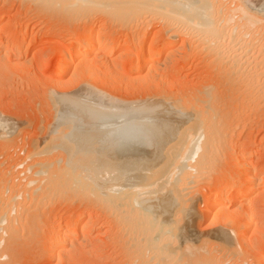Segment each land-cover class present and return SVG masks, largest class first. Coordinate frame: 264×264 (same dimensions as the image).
Here are the masks:
<instances>
[{"label": "rangeland", "instance_id": "rangeland-1", "mask_svg": "<svg viewBox=\"0 0 264 264\" xmlns=\"http://www.w3.org/2000/svg\"><path fill=\"white\" fill-rule=\"evenodd\" d=\"M80 1L0 0V44L4 45L3 50L0 51V206H3L7 211L13 213L11 214L10 212L11 215H7L9 222L5 224V230L0 238V243L3 241V244H1L0 247V264H151V262L153 264L155 261V258L150 256L151 254L155 256V253L153 254L151 252L150 254L148 250L144 251L143 248L145 244L141 245L144 239L140 236H142L143 233H148L147 230L151 229L150 227L152 226L149 223L152 220H148V218H153L151 216L152 213L147 211L150 214L148 217L149 214L146 212L145 207H142V205H145L144 203H146V201L143 203H140L139 201L141 200L142 202L144 199L142 196L139 197L143 199L138 198V195H141V192L138 193V195L136 193L137 196H135V189H133V193L131 186L134 183L130 186L128 184L130 182L123 185L122 181L121 184H118L117 182V184L115 183V185H125V189L123 190H126V193L120 188L122 192H124H121L122 197L125 195L128 197L130 194V197L135 196L140 203V206H138L135 202V198H131L130 200V197H128L129 201H127V197H123L124 200L122 197H117L118 199L120 198L119 200H123H121V202L115 198L114 196L118 189L117 191L115 190L116 192H113L115 194H113L114 196L111 194L112 197H114L112 200L110 198V191L107 192L108 187L106 190L105 186L102 187L105 184L102 178H106V183L108 181V174H106L105 171L111 173L109 176L111 175L112 177L113 174L118 170L123 169L122 167L125 166L121 159H118V161L115 160V158L120 157H117L116 155L115 157L114 155L112 156L113 151L110 144L114 145L115 142L119 143V140L121 139L125 141L129 137L132 139V137L129 136L131 134L124 131L127 127L123 126L124 123H114L117 124L114 125L113 123L108 122H96L102 112V108L100 109L101 112L97 110L95 111V114L97 112L99 113L97 119L96 117L91 119L89 116H92L94 113L93 109V112L89 109L87 110L92 112L91 114H88L89 118L92 121L96 119L94 122L97 124L91 122V124L87 123V125L85 122L86 119L83 120V118H81V113L79 114L81 119L78 115L73 118V114H71L72 112L66 113L68 110H66L65 107L68 105L70 106V104L72 106L83 108V111L84 109L86 110V108L80 106L84 104L79 103L78 105V102L76 101V97L84 92V95L88 93V95L98 97V99L102 96L100 99L104 102L106 101L109 106L115 105L129 108L133 106V108H140L141 106L142 108L140 109H144V107L147 109V106H151L152 108V105L158 106L159 104H163L162 107L166 108L165 110H168V107L172 104V106L175 105L174 109H184V111L182 110L181 112L188 110L189 112L187 111V114L185 112V115L189 116V118L193 116L192 121L200 120L196 119L197 116L194 117L195 114L192 115V111L200 117H205L206 119L203 118V120L205 119L206 128H204V126L202 130H208V134L210 133V137H212L210 139L211 143H208V138H205L206 130L204 132L202 130L200 131L205 133L203 139L206 140L205 142L202 141V143L207 149H205V151H209L207 153L203 151L202 154L205 153L204 155L206 157L204 156L201 159L196 157L197 159H194L195 163L191 162V160L188 162H191V165L196 167V169L192 168L194 175L192 174V176L190 174L192 177L189 182L190 186H188L189 184L187 183L189 181L188 179L191 178L190 175L188 174L189 176H186L188 179L182 177L187 175L183 172L184 175H179L181 176L180 178H182V182H179L182 184L181 186L184 185V188H182V194L184 195L182 197H185L183 201L181 196H179V193L181 192L177 191L178 196L180 197L179 199L183 201L180 208H178L180 211L176 209L179 206V203L177 204L179 200L176 191H174L180 187V184L178 185V182H175L174 184H176L177 187L174 189L172 186V182L175 181L174 179L176 177L173 179L174 181H171L172 185H170V187H172V191L170 190V192L168 190L170 189L169 187L166 189L167 191L164 192L165 194H169L168 191L170 194L173 192L175 193H173L174 196L171 194V197L173 196L174 199L170 198V201L173 200L172 202H176L177 200L176 205L174 203L171 204L172 206L175 205V208H172L173 211L170 207L171 202L167 201L169 205L166 203L161 204V208L159 207V204H157L156 198L161 197L163 191L161 192L162 195L157 193V196H155L156 192L154 193V191H152L155 197L153 198L151 197L152 195H149L150 197L148 199L151 198L150 200H152V204L149 200L146 205L149 203L148 206L150 207V205L154 204L155 207L152 208V211L159 207L161 209L160 211L155 210V213L153 212V214L156 215H161V213L163 214L165 211L163 214L164 217L161 218L159 215L157 216L158 218L160 217L159 223L160 220H169L170 216L173 215L172 217L174 218L171 217L170 219L172 220L169 221L174 220L175 223L169 228L171 229L174 226L176 229L179 228L177 229L178 231L175 230L177 232V238H181L184 234L190 236L191 234L189 233L192 231L194 232V234L192 232V236L189 237L190 240L192 239L191 242L194 247L189 250L186 255H183L182 261L184 262L182 263L264 264L263 260L258 261V259H256L257 253L253 255V251L256 250L260 256L264 255V194H262V191L256 189L249 195L250 198H248V201L250 200L249 203L252 204L250 212H248L250 213V216L256 215L254 221L250 220L248 222L250 223L252 221L250 223L251 227L256 223L259 225V229H257L255 233L257 236H254L252 242L246 235H244V237H239L238 232H236L237 228L235 223L232 224V222L227 221V213L229 215L231 212L239 211V208H242V203H238L233 197H231L234 194V189L231 193L230 201L227 200V203H224V206L227 208L224 212L226 215L224 216V221L226 223L222 221L220 224H213L210 212H208L210 207L206 205L209 194L212 193V189L215 188V182H217L218 179H224L223 181L228 183L230 178L236 176L237 169L234 165L240 163L242 160L240 155L242 149L243 151H248L251 149L254 150L255 148V150L259 152L258 153L254 150L256 152L254 154L256 167L257 169L264 167V26L258 25V27L256 26L254 29L250 28L251 30L249 32L247 27L242 26L243 29H241L242 27H239L242 24L236 25L239 18L235 16L232 11L235 12L234 6L236 7L240 0H237L238 2H235V0H233L234 2L232 0H217L218 4L216 3V0H214L216 3L213 2L214 5H211L212 2H210L213 0H206L209 2L208 4H210V7H218L216 8L218 10L214 9V12L216 10V12H220V15L217 14L218 16H216V13H212L215 15V17L213 16L216 20V23L214 22V24L217 26H214L218 27L216 28L217 32L215 33L214 31L215 27L212 29L214 32L211 31L209 34L202 29L203 35L201 34L202 30L199 31L198 29L191 27H188L191 28V30L187 29L186 25L177 18L174 19V16L172 21L171 17L173 14H170V10L175 8L174 5L177 6L176 3L180 4L186 0H182V2L181 0ZM153 2L159 4H153ZM240 2L252 5L251 7L253 8L257 7V10H260L261 8H263L261 9L262 11L264 10V0H242ZM169 5L172 9H165L169 7ZM161 9L164 10V13ZM166 10H169L167 13H169L170 17L166 14ZM258 13L260 14V12ZM217 22H219L218 24L220 27ZM230 22H232V24ZM228 23L231 25H229L230 27L226 25ZM232 25H236V27L233 28ZM222 26L227 27L223 30ZM244 27L246 29H244ZM218 29H221L219 33ZM233 29L234 31H232ZM197 30L200 33L197 32ZM258 30L260 31L258 32ZM242 35L243 38L245 36L244 39H241ZM103 36L107 39L109 44L108 47L110 48H112V46H117L120 41H125L124 43H127L128 41V46L124 48L119 47L116 55H110L109 52L101 47L97 51L100 52H96V55L95 53H90L91 55H88V64L78 65V62L75 60L76 62L73 61L69 71L62 74L61 63L68 57L67 55H69V50L73 46L72 44L81 41L86 42L92 39L93 42H96ZM161 47L165 48H162L163 51L161 50L160 58L152 62L151 66L146 67L144 64L142 65V63H144L143 57H141L142 63L139 64V53H143L146 50L148 55L150 53L156 54V49ZM246 52L249 56H247V54L244 55ZM239 55L241 57H239ZM247 57L250 58L247 59ZM241 58L244 60H241ZM150 67L151 70H153L148 73ZM94 74L97 75L96 79L93 78ZM66 96H69V101L72 100L68 104L65 102L64 97ZM70 97H72V99H70ZM66 101L69 102L68 100ZM59 102H62V105L63 102L66 103V106L65 104L63 105L65 106L64 109L66 111L64 116L66 114L69 115H66L67 118H65H70L69 120L71 121L70 116H72L74 122L78 123L77 120L75 121L78 117L81 122H79L80 124L78 123L79 126L74 124L73 120L68 122V120L65 119V121L63 119L64 116H62L63 118H61L65 122H68L67 125L70 123L66 127L64 126L66 125L64 121H58L56 116L55 118L53 117L58 111L54 112L58 109L55 106H59ZM183 103L185 105H183ZM62 105L60 106L63 107ZM90 105L92 104H85V106ZM176 105L178 106L177 108ZM76 107H74L75 110ZM171 107L170 109L172 110ZM158 108H160V106H158ZM60 109L61 108H59V110ZM174 109L173 111H170V114L175 116L176 113H180L182 116L181 119H179L180 115H177L179 116L178 119L182 120V123L188 122L189 118L187 121L186 118H182L187 117L183 115L184 113H181L180 110L175 112ZM115 110L122 109L114 108L113 111ZM171 112H175V115ZM58 113H60V111ZM73 113L75 112L73 111ZM76 113L79 112L76 111ZM76 113L74 115H76ZM84 113L85 111L82 114ZM101 114H103V112ZM94 116H97V114ZM82 117H84V115ZM89 118H87V120H89ZM82 121L85 122V125ZM61 122H64V125H61ZM71 123L74 125L72 126L75 130L74 128L72 129ZM192 123H190V125H192ZM200 123L202 122L200 121ZM188 124L189 122L186 123V126ZM196 125L199 126V124H195V126ZM203 125L204 124H202V126ZM78 128L82 130H79ZM118 128L120 129L118 130ZM121 128L123 129L121 130ZM135 137L136 136H133V138ZM105 143L108 144L106 145ZM76 147L79 149V152L75 149ZM73 148L75 150H73ZM148 149L151 150L150 147ZM233 150H235V153ZM71 151L73 153L75 151L74 155L77 152L76 157ZM236 152L240 153L237 154ZM107 153L109 155H107ZM200 154L201 152H199V155ZM69 155L72 158L74 156V161L77 160L76 158L79 156L80 158L78 157V160H82V166H84V164L87 166V171L89 170L88 166L95 168L94 170L96 172H93L94 170L90 168L93 173L88 171L89 173L94 174L97 173L98 170L100 171L99 173L101 175L99 178L103 176L101 179L104 184L102 181L101 183L98 182V179L95 183L98 182L100 185L103 184L101 188L100 186H93L95 183L91 181L92 178L88 176L89 173H86V169L81 171L85 168L81 167V163L80 167L77 164L81 170L77 167V171L75 168V171H73V167L71 166L76 165H70V161H72L71 163L75 162H73ZM110 159L112 162H110ZM116 161L120 166H116ZM92 163L95 165H92ZM142 164H148V167ZM142 164L140 162L138 163V166L133 165L135 166H132L133 168L125 166L126 168L124 167L123 172L119 171L120 175L121 173H124L125 169L128 172H126V174H130L129 172L131 169L137 170L136 172L138 174L135 172L133 173L135 176L143 175L144 172L142 174V171H138V169H140L139 165H141V167L144 166V168L141 169L145 171V167L147 169L150 168V162H143ZM113 165L116 166V172H113L112 174L110 171H113ZM192 169H189V171L193 172ZM102 172H105L106 176L104 173L102 174ZM184 172L187 171L184 170ZM222 172L225 176L221 174ZM118 174L119 173L117 172L115 176ZM226 175L228 176L226 177ZM92 180H94V178ZM261 184L264 186L263 182ZM80 185L83 187H80ZM109 185V187H112L114 183L112 184L111 182ZM94 187L97 189H93ZM98 187L104 189L100 190ZM129 187L131 188L129 189L130 192L127 191ZM107 193H109V195H107ZM118 193L119 192H117L116 196H120V193ZM142 195L144 196L143 193ZM147 197H145V199H147ZM189 199H191L190 202L192 199V202H195L190 205ZM198 200L199 202H197ZM181 201L179 202L181 203ZM8 205L10 206L8 207ZM12 207L13 209L11 210ZM141 207L143 212L141 211ZM193 207L195 208L193 209ZM175 209L177 210L176 215H174ZM149 211H151V208ZM182 211L185 213L182 214ZM248 212L244 213V211L241 210L240 214L239 212L237 214L240 218L246 214L249 216ZM156 215H153L155 217L154 223L156 222ZM191 215L194 218H190ZM75 219L80 220L77 221L78 224L80 223V236L71 237L72 240L70 238L67 243H65L66 246L64 245L65 247H63L64 255L60 258H51L54 246L52 247V238L49 236H52L55 231L54 227L57 226L56 228H58L60 225L71 226L73 222H76ZM90 221H94V225L96 226L87 230V232L90 231L89 233L84 232V228H86L85 225ZM151 224L154 226L152 228L155 230L161 229L158 227V223L153 224L151 222ZM174 228L171 230L172 232ZM189 229L190 232L188 231ZM155 230L153 232H156ZM220 230L225 232L223 234L229 233L230 238H233L231 244L232 246L235 245L233 247L230 245L229 248H227L228 250L222 247V241H219L220 239H214V237L219 236V234L218 236L215 235L216 231L219 233ZM83 233L88 234H86L88 239ZM5 234L6 236L4 237ZM196 234L198 236L201 234L202 237H198ZM149 235H151V233ZM194 235L200 240L195 239ZM203 236L208 240L205 239V241H202L201 239H203ZM207 236H214L212 239L217 241L213 240V242L210 238L212 243L208 246L209 243L207 244V242H210V239ZM3 237L5 239H3ZM142 237L144 238L146 236L144 235ZM147 239L145 238L146 241H148ZM73 241L74 243H71ZM139 242H141V244ZM215 242L218 243L216 244ZM219 242L221 243L219 244ZM254 246L256 248L255 250L253 249ZM147 248L149 247H145V249ZM201 249H204V252L203 250L201 251ZM217 250H220L219 253ZM145 252H147V254ZM229 253L233 255L234 259ZM49 254L50 257H48ZM145 255H148V258ZM221 255L225 256L222 257ZM150 257L154 261H152ZM149 260L151 261L149 262Z\"/></svg>", "mask_w": 264, "mask_h": 264}, {"label": "bare ground", "instance_id": "bare-ground-1", "mask_svg": "<svg viewBox=\"0 0 264 264\" xmlns=\"http://www.w3.org/2000/svg\"><path fill=\"white\" fill-rule=\"evenodd\" d=\"M76 1V0H75ZM80 1V0H79ZM87 1V0H86ZM89 1H91V0H89ZM88 1V2H89ZM149 1H152V0H149ZM156 1V0H155ZM206 0H192V1H190V0H186L185 2H183V3H176V5L177 6H175L174 5V9H172L171 7H170V5H169V7H167V8H165V9H172V10H170V14H173L172 15V21H173V16H174V19L175 18H177L178 20H180L184 25H186V28L187 29H190L191 30V28H194V29H198L199 31H201L202 29L204 30V31H207L208 33L207 34H209V33H211V31L212 32H214L215 31V33L217 32L216 31V28H218V27H215V26H217V25H215L214 24V22L216 23V20L214 19V17H215V15H213L212 13L214 12V9H216V8H218V7H213V9H212V7H210L209 5L210 4H208L209 2H205ZM208 1H210V0H208ZM219 1V0H218ZM233 1V0H232ZM240 1H242V0H240ZM239 1V3H237V6L235 7L234 6V8H235V12H233L232 11V13H234L235 14V16H237L238 18H239V20H238V23L236 24V25H240V24H242V25H240L239 27H242V26H245V27H247V29L249 30V32H250V30L251 29H254V28H256V26L258 27V25H263L264 26V16H263V12H264V10L262 11L261 9H263V8H261V6H260V10H257L256 8H253V7H251L252 5H249V4H245V3H243V2H240ZM78 2V1H77ZM81 2V1H80ZM83 2V1H82ZM159 2H162V1H159ZM178 2V1H177ZM181 2H182V0H181ZM210 2H212L211 3V5L213 4V2L215 3V1L213 0V1H210ZM234 2V1H233ZM235 2H238L237 0H235ZM84 3H86V2H84ZM152 3V2H151ZM216 3H217V0H216ZM215 3V4H216ZM221 3V2H220ZM77 4V3H76ZM90 4H92V3H90ZM150 4V3H149ZM153 4H159V3H154L153 2ZM163 4V3H162ZM218 4V3H217ZM234 4V3H233ZM81 5V4H80ZM165 5V4H164ZM214 5V4H213ZM249 5V6H248ZM68 6V5H67ZM216 6V5H215ZM219 6V5H218ZM140 7V6H139ZM144 7V6H143ZM153 7V6H152ZM155 7V6H154ZM162 7V6H161ZM160 8V7H159ZM164 8V7H163ZM139 9V8H138ZM143 9V8H142ZM220 9H221V7H220ZM147 10H148V6H147ZM155 10V9H154ZM158 10V9H157ZM161 10H163V9H161ZM216 10H218V9H216ZM216 10H215V12H214V14L216 13V16H218V15H220L219 13L220 12H216ZM222 10V9H221ZM167 11H169V10H166L165 12H166V14H168L169 15V13H167ZM220 11V10H219ZM158 12V11H157ZM161 12V11H160ZM223 12H225V11H223ZM258 12H260V14H261V12H262V14H261V16H260V14L258 13ZM156 13V12H155ZM159 13V12H158ZM162 13V12H161ZM163 13H164V10H163ZM226 13V12H225ZM218 14V15H217ZM223 14V13H222ZM230 14V13H229ZM163 15V14H162ZM225 15V14H224ZM214 16V17H213ZM222 16V15H221ZM230 16H232V15H230ZM158 17V16H157ZM169 17H170V15H169ZM231 18V17H230ZM233 18V17H232ZM217 19V18H216ZM219 19V18H218ZM226 19V18H225ZM234 20H235V18H234ZM179 21V22H180ZM223 21V20H222ZM221 22V21H220ZM224 22V21H223ZM232 22H234V21H232ZM232 22H230L231 24H232ZM236 22V21H235ZM174 23V22H173ZM219 22H217V24H218ZM181 24V23H180ZM221 24V23H220ZM224 24H225V22H224ZM215 25V26H214ZM222 25V24H221ZM226 25H230L229 23L228 24H226ZM236 25L234 26V25H232L233 26V28L234 27H236ZM102 26H104V25H102ZM180 26V25H179ZM218 26H219V24H218ZM231 26V25H230ZM229 26V27H230ZM108 27V26H107ZM182 27H184V26H182ZM188 27H191V28H188ZM214 27H215V29H214ZM220 27V26H219ZM223 27V30H224V28H226L225 26H222ZM221 27V28H222ZM244 27V29H246ZM181 28V27H180ZM238 28V27H237ZM251 28V29H250ZM212 29H214V31L212 30ZM231 29H232V27H231ZM236 29V28H235ZM239 29V28H238ZM241 29H243V27L241 28ZM261 29H263V28H261ZM170 30V29H169ZM197 30V32H199ZM203 30H202V32H201V34L203 33ZM221 30V29H220ZM219 29H218V33H219V31H220ZM222 30V31H223ZM195 31V30H194ZM228 31V30H227ZM232 31H234V29L232 30ZM236 31V30H235ZM245 31H247V30H245ZM260 30H258V32H259ZM237 32H238V30H237ZM241 32H242V30H241ZM240 32V33H241ZM244 32V31H243ZM196 33V32H195ZM200 33V32H199ZM245 33V32H244ZM232 34H234V33H232ZM231 34V35H232ZM247 34H248V32H247ZM203 35V34H202ZM211 35V34H210ZM244 35H246V34H244ZM3 36V35H2ZM208 36V35H207ZM212 36V35H211ZM239 36L241 37V35L239 34ZM210 37V36H209ZM247 37V36H246ZM217 38V37H216ZM244 38H245V36H244ZM243 38V35H242V38L241 39H244ZM263 38V37H262ZM213 39V38H212ZM224 39H226V38H224ZM85 40V39H84ZM88 40V39H87ZM93 40V39H92ZM92 40H88V41H86V42H78V43H74V44H72L73 46L71 47V49L69 50L70 52L68 53L69 55H67L68 57L65 59V60H63L62 61V63H61V65H62V74L63 73H67L68 71H69V69H70V66H71V64L73 63V61H77L78 62V65L79 64H81V65H85V64H88V55L90 54V53H95V55H96V52L98 51V49H100L101 47L102 48H104L105 49V51H107V52H109V54L110 55H116L118 52H117V50H118V48L119 47H121V48H124V47H126V46H128L127 45V43H128V41H127V43H124V42H122V41H120L119 42V44H117V46H115V47H113L112 46V48H110V47H108V41H107V39L105 38V36H103L102 38L100 37L96 42H93ZM207 40V39H206ZM217 40V39H216ZM241 41V40H240ZM117 43V42H116ZM111 44V43H110ZM4 45L3 44H0V51H2L3 50V47ZM130 46V45H129ZM261 47V46H260ZM162 48H165V47H161V48H157L156 49V54L155 53H150L149 55H148V53L146 52V50L143 52V53H139V55H138V57H139V64H141L142 62V58L141 57H143V62L144 63H142V65L144 64L146 67H148V66H151V63L152 62H154V61H156V59H158V58H160V53H161V50L163 51V49ZM172 49V48H171ZM170 49V50H171ZM247 49V48H246ZM102 50V49H101ZM151 50V49H150ZM169 50V49H168ZM244 50V49H243ZM248 50V49H247ZM250 50V49H249ZM100 52V51H99ZM99 52H97V53H99ZM152 52V51H151ZM159 52V53H158ZM264 52V51H263ZM105 53V52H104ZM103 53V54H104ZM163 53V52H162ZM235 53V52H234ZM102 54V55H103ZM171 54V53H170ZM243 54V53H242ZM241 54V55H242ZM245 54H247V56H249L248 55V53L246 52V53H244V55ZM250 54V53H249ZM16 55V54H15ZM18 55H20V54H18ZM91 55V54H90ZM102 55H99V56H102ZM106 55V54H105ZM17 56V55H16ZM104 56V55H103ZM109 57V56H108ZM239 57H241L240 55H239ZM242 57H243V55H242ZM65 58V57H64ZM63 58V59H64ZM248 58H250V57H247V59ZM264 59V58H263ZM95 60H96V58H95ZM241 60H244V59H242L241 58ZM75 61V62H76ZM246 61V60H245ZM248 61V60H247ZM255 62V61H254ZM90 63V62H89ZM141 66V65H140ZM143 67V66H142ZM137 68V67H136ZM148 70V69H147ZM153 70V69H152ZM151 67L149 68V71H148V73H150L151 71ZM94 71V70H93ZM143 72V71H142ZM61 73V72H60ZM94 73H95V71H94ZM82 76V75H81ZM92 76V75H91ZM96 74H94V77L93 78H95L96 79ZM247 76V75H246ZM245 77V76H244ZM75 78H76V76H75ZM245 81H246V79H245ZM249 81V80H248ZM71 82H72V80H71ZM95 82V81H94ZM81 83V82H80ZM249 84V83H248ZM73 85H75V84H73ZM74 87V86H73ZM60 89V88H59ZM49 92V91H48ZM83 94V95H82ZM82 94H80V96H78V97H76V101L78 102V105H79V103H82V104H84V105H80L81 107H84V108H86V110L84 109V111H85V113L84 114H82L84 111H83V108H80L79 106L78 107H76V106H72L71 104H70V106L68 105L67 107H65L66 106V103L68 104V103H70V101H72V100H70L69 101V96L67 97H64L65 98V102H63V105L65 104V106H63L60 102H59V104L60 105H62L63 107H61L60 105L59 106H55V107H57L58 109H56L54 112H56L57 110V112L56 113H58L59 111H60V113L62 114H60V113H58V114H56L55 113V115L53 116L54 118H55V116L58 118L57 120L58 121H64L66 118H67V116L66 115H69V114H66L65 116H64V113L66 112L65 111V109L66 110H68L66 113H70V112H72L71 114H73L72 116H73V118H74V116L76 117L77 115H78V117L80 116V115H84V117H82L81 116V118H83V120H85L86 119V124L87 123H89V124H91V122L92 123H94V124H97V123H95L94 121H96V119H97V117H98V112L96 113L97 114V116H94V115H96L95 114V111L97 110V111H99V112H103V114H101L100 113V115H99V117H98V121H96V122H100V123H102V122H108V123H119L120 124V122H121V124L122 123H124L123 124V126H127L126 127V129L124 130L125 132H127L128 134L130 133L131 135H129V136H131L132 137V139H130V137L128 138V139H130V140H125V141H123V139H121V140H119V143L117 142H115V144L113 145V144H110L109 142H108V140H107V142L111 145V147H112V156L114 155V157H115V155L117 156V157H120V158H115V160H117L118 161V159H121L122 160V163L127 167V166H130V167H132L133 165H137L138 166V163H140L141 162V164L143 163V162H150V164H149V169H147L146 167H148L146 164V167H145V171H143L141 168H144V164H142V165H144L143 167H141V165H139V168L141 169H138V171H142L141 173L143 174V172H144V174L143 175H134L133 173L135 172V173H137L136 171L137 170H131L130 169V174H126V172H127V170L125 171L124 170V173L122 174L121 173V175H120V172L122 171L123 172V169H124V167L125 166H123L122 168L123 169H121V170H118L117 172L119 173L117 176H115L116 174H117V172H116V169H115V167L117 166V165H119L118 164V162L116 161V166L115 165H113L114 166V168H112L113 169V171L111 170L110 172H112V174H113V172H116L115 174H113L114 175V177H113V175H112V177H111V175L109 176V174H111V173H107V171H105L106 172V174H108L107 176V180L109 181L110 180V178H111V180H110V182L108 183V181H107V183H106V178L105 177H103V176H101L100 178H99V176L101 175L99 172V170H98V168H97V173H99V174H97V173H94V174H92L93 172H96L94 169L95 168H93V167H90V166H88L89 167V170L88 171H91L92 169L94 170L92 173H89L88 171H87V166L84 164V166H82V160L80 161V159L78 160V157L79 156H77V160H75L74 161V156L76 157V154H77V152H76V154L74 155V153H75V151H74V153H73V158H72V160H73V162H75V163H71L72 161H70L69 163H70V165L72 164V165H76V166H71V167H73L72 169H73V171H75L74 170V168L76 169V171H77V169L80 167V163H81V167L82 168H84L83 170H81V168H79L81 171H84L85 169V171H86V173L88 172L89 173V175L88 176H90L92 179L94 178V180H92L91 179V181H93L94 183H95V181L97 180L98 182H100L101 183V181H102V179H103V181H104V183L106 184H104L103 183V181H102V183L104 184H102V185H100V183L98 184V182L97 183H95L93 186H100V188H101V186L102 187H104L105 186V190H106V188L108 187V189H107V192H109L110 193V195L112 194H114L113 192L116 190L117 191V189H118V191L117 192H119L120 193V196H116L117 195V192L113 195L115 198H117V197H122V194H121V192H122V190L123 189H125V185L124 186H122L123 184H125V183H128V182H130V183H128L129 184V186L132 184V183H134L133 185H131L132 186V191H133V189H135V196H137L138 195V193H140L141 192V195L139 194L138 195V198L139 199H143L142 200V202H141V200H139L140 201V203H143V202H145L146 201V203L151 199H148L150 196L149 195H152L151 197H155V196H157V193L158 194H161V192L163 193V195L161 196V197H158V198H156V200H157V204H159V207H160V205L161 204H163V203H166V204H168L167 203V201L168 202H171L170 203V205L171 204H175L176 205V202H177V200H176V202H172V201H170V198L172 199L173 198V193H171L173 196L171 197V194H170V192L172 191V187H170V185H172L171 184V181L173 180L174 182H172L173 183V189L175 188V187H177L176 186V184H174L175 182L179 185L180 184V182H182V178H180L182 175H184L183 173H185V174H187V175H184V176H182V177H186V176H189L190 174L192 175L193 173H194V171H193V169L195 168L196 169V167L195 166H192L191 164V162H194L195 160L194 159H197L196 157H198V158H203L205 155V153H207L208 151H205V149H206V147L204 146V144L202 143V141L203 142H205V140L207 139V141H208V143L210 142L211 143V141H210V139L212 138V137H210L211 135H210V133L208 134V130L207 129H205V130H202L203 129V127L204 128H206V123H205V117H203V116H198V115H196V113L195 112H191L192 113V115L193 114H195V116L194 117H196V119H200L199 121H196V120H194V121H192V117H190L189 118V116H187V115H185V112H186V114L189 112L188 110V112L185 110V112H181L182 110L184 111V109H182V108H177L178 106L176 105V108L177 109H174V106L175 105H173L172 106V104H171V106H169L168 107V110H165L166 108H164V107H162V105L163 104H159L158 106H160V108L162 107V108H164V109H160V108H158V106H154V105H152V108H151V106L149 107V106H147L146 108L147 109H145V107H144V109H140V108H142L141 106H140V108L139 107H135V108H133V107H120V106H115V105H113V106H109V104H107L106 103V101L104 102L103 100H101L100 98H102V96L98 99V97H92V96H90V95H88V93H86V95H84L85 94V92L84 93H82ZM89 94H91V93H89ZM94 94V93H93ZM74 95H75V93H74ZM82 95V96H81ZM152 95V94H151ZM263 95H264V93H263ZM57 96V95H56ZM55 96V97H56ZM76 96V95H75ZM100 96V95H99ZM182 96V95H181ZM154 97V96H153ZM68 98V99H67ZM157 98V97H156ZM56 99V98H55ZM70 99H72V97H70ZM169 99V98H168ZM178 99V98H177ZM179 99H181V98H179ZM66 100H68L69 102H67ZM105 100V99H104ZM160 100V99H159ZM167 100V99H166ZM184 100V99H183ZM177 101V100H176ZM76 103V102H75ZM188 103V102H187ZM85 104H92V105H90V106H85ZM107 104V105H106ZM123 104V103H122ZM139 104V103H138ZM167 104V103H166ZM51 105V104H50ZM55 105V104H54ZM57 105V104H56ZM120 105V104H119ZM170 105V104H169ZM179 105V104H178ZM183 105H185L184 103H183ZM191 105V104H190ZM207 105V104H206ZM91 106H93V107H91ZM98 106V107H97ZM154 106V107H153ZM165 106V105H164ZM167 106H168V104H167ZM196 106V105H195ZM64 107H65V109H64ZM70 107H71V109H70ZM74 107H76V110H75V108ZM91 109H90V108ZM96 107V108H95ZM166 107V106H165ZM170 107L172 108V110L170 109ZM180 107V106H179ZM59 108H61L60 110H59ZM69 108V109H68ZM78 108H80V109H78ZM99 108V109H98ZM102 108V110L100 111V109ZM114 108H120V109H122V110H115V111H113V109ZM128 108V109H127ZM201 108H202V106H201ZM63 109V110H62ZM91 110L92 112H93V110H94V113L92 114V116L91 115H89L90 117H91V119H93L94 117H96V119L94 120V121H92L90 118H89V116H88V114H91L92 112H90V111H87V110ZM93 109V110H92ZM170 109V110H169ZM173 109H174V111L175 112H178L179 110H180V112L181 113H184L183 115H185V116H187V117H182V118H186V121H187V119H188V122H189V124L186 126V123H188V122H186V123H182V120H179V119H181V116H182V114H180V113H176V115L174 114L175 112H171V113H173L175 116H173L172 114H170V111H173ZM190 109V108H189ZM62 110V111H61ZM104 110V111H103ZM191 110V109H190ZM233 110H235V109H233ZM64 111V112H63ZM73 111L76 113V111L77 112H79V113H76V115H74L75 113H73ZM81 111V112H80ZM87 111V112H86ZM240 111V110H239ZM63 112V113H62ZM89 112V113H88ZM105 112V113H104ZM81 113V114H80ZM191 113H190V116H191ZM203 113V112H202ZM80 114V115H79ZM177 115H180V117L179 116H177ZM202 115V114H201ZM59 116H60V119H59ZM62 116H64V118L62 117ZM72 116H70L71 117V121L73 120V123L74 124H77L78 126H79V124L81 123L79 120L81 119L80 117V119L78 118H76L75 119V121L77 120L78 121V123H75L74 122V119L72 118ZM88 116V117H87ZM64 119H62V118ZM66 117V118H65ZM178 117H179V119H178ZM200 117V118H199ZM69 118V117H68ZM87 118H89V120H91V121H89V120H87ZM203 118H205L204 120H203ZM62 119V120H61ZM70 119V118H69ZM69 119H66V120H68V122L70 121ZM194 119V118H193ZM202 119V120H201ZM65 120V121H66ZM235 120H237V119H235ZM55 121H56V119H55ZM57 121V122H58ZM64 121V122H65ZM70 121V122H71ZM89 121V122H88ZM195 122V123H192V122ZM200 121L202 122V123H200ZM204 121V122H203ZM64 122H61V123H59V124H61V125H64L63 123ZM68 122H65L66 123V125H64V126H68L67 125V123ZM82 122H84V121H82ZM85 122H84V125H85ZM183 122H185V121H183ZM198 122V123H197ZM190 123H192V125H190ZM235 123V122H234ZM104 124V123H103ZM195 124H199V126H195ZM202 124H204L203 126H202ZM54 125V124H53ZM73 124L71 123V127H72V129L74 128L73 126H72ZM77 125H75V126H77ZM88 125V124H87ZM106 125V124H105ZM114 125H117V124H114ZM113 125V126H114ZM233 125V124H232ZM236 125V124H235ZM77 126V127H78ZM81 126V125H80ZM92 126V125H91ZM99 126V125H98ZM118 126H120V125H118ZM122 126V127H123ZM190 126V127H189ZM201 126V127H200ZM231 126V125H230ZM76 127V128H77ZM83 127V126H82ZM107 127V126H106ZM129 127V128H128ZM192 127H195V128H192ZM8 128V127H7ZM56 128V127H55ZM59 128V127H58ZM110 128H111V126H110ZM116 128V127H115ZM198 128V129H197ZM234 128V127H233ZM57 129V128H56ZM68 129H69V127H68ZM79 129V128H78ZM77 129V130H78ZM102 129V128H101ZM120 128H118V130H119ZM123 128H121V130H122ZM230 129V128H229ZM236 129V128H235ZM74 130H75V128H74ZM79 130H82V129H79ZM120 130V131H121ZM197 130V131H196ZM200 130H202L203 132L205 131L206 132V136H208V137H206L205 136V140L203 139L204 137H203V135L205 134V133H203L202 131H200ZM97 131H98V129H97ZM199 131V132H198ZM64 132V131H63ZM96 132V131H95ZM107 132V131H106ZM123 132V131H122ZM124 132V133H125ZM198 132V133H197ZM54 133V132H53ZM109 133V132H108ZM121 134V133H120ZM128 134H127V136H128ZM208 134V135H207ZM219 134V133H218ZM76 135V134H75ZM125 135V134H124ZM53 136V135H52ZM105 136V135H104ZM133 136H136L135 138H133ZM85 137V136H84ZM106 137V136H105ZM102 139H103V137H102ZM50 140V139H49ZM99 141V140H98ZM50 142V141H49ZM87 142V141H86ZM101 142V141H100ZM105 142V141H104ZM91 143V142H90ZM102 143V142H101ZM107 143V144H108ZM207 143V144H208ZM233 143V142H232ZM102 144H104V143H102ZM106 144V143H105ZM106 144V145H107ZM203 144V145H202ZM67 145V144H66ZM68 145H70V144H68ZM77 145V144H76ZM113 145V146H112ZM209 145V144H208ZM49 146V145H48ZM57 146V145H56ZM78 146V145H77ZM210 146V145H209ZM52 147V146H51ZM69 147H73V146H69ZM107 147H109V146H107ZM151 148V150L150 149H148V148ZM205 147V148H204ZM211 147V146H210ZM219 147V146H218ZM81 148V147H80ZM98 148V147H97ZM207 148H209V147H207ZM250 148V147H249ZM72 149V148H71ZM75 149H77L78 150V152H79V149L76 147ZM74 148H73V150H75ZM84 149V148H83ZM234 149H236V148H234ZM50 150V149H49ZM66 150H68V149H66ZM202 150V151H201ZM207 150V149H206ZM210 150H212V149H210ZM238 150V149H237ZM252 150V151H251ZM251 150H248V151H243V149L241 150V153H240V155H241V161H240V163H238V164H236V165H234V166H236L235 168L237 169V171H236V176L235 177H233V178H230L229 179V182L227 183H225V181H223L224 179H218L217 180V182H215L216 183V185H215V188L214 189H212L213 191H212V193H210L209 194V197H208V199H207V202H206V205L208 206V207H210V209H208V212H210V215H211V220H212V223L214 224H220V222H222V221H224V216H228L227 217V221H229V222H232V224L233 223H235V225H236V232H238V236L240 237V236H243L244 237V235H246V236H248L249 237V239L251 240V242L253 241V239H254V236L256 235L255 233H256V231H257V229H259L258 227H259V225L256 223L253 227H251L250 226V223L252 222H248V221H250V220H253L254 221V219H256L255 217H256V215H251L250 216V209H251V207H252V204L251 203H249L250 202V200L248 201V198H250V194L254 191V190H256V189H259L260 191H262V194H264V186H263V184H261L262 182L264 183V181H262V180H264V167L263 168H261V169H257V167H256V163H255V161H254V154L256 153V152H258L257 150H255V148H254V150L256 151H254L253 149H251ZM81 151V150H80ZM83 151V150H82ZM203 151H205V153L204 154H202L203 153ZM98 152V151H97ZM199 152H201V154L200 155H202V156H200L199 155ZM233 152L235 153V150H233ZM82 153V152H81ZM87 153V152H86ZM90 153V152H89ZM111 153V152H110ZM114 153V154H113ZM234 153H233V155H234ZM237 154H239L238 152H236ZM259 153V152H258ZM83 154V153H82ZM211 154V153H210ZM79 155H80V153H79ZM92 155V154H91ZM107 155H109L108 153H107ZM197 155H199V156H197ZM232 155V156H233ZM220 156V155H219ZM230 156H231V154H230ZM238 156V155H237ZM80 157H81V155H80ZM79 157V158H80ZM109 157V156H108ZM111 157V156H110ZM113 157V158H114ZM206 157V156H205ZM69 158V157H68ZM93 158V157H92ZM91 158V159H92ZM36 159H38V158H36ZM90 159V160H91ZM99 159V158H98ZM221 159V158H220ZM58 160V159H57ZM89 160V159H88ZM88 160H84V161H88ZM93 160V159H92ZM114 160V159H113ZM191 160V162L190 163H188L189 161ZM193 160V161H192ZM78 161H80V162H77ZM124 161V162H123ZM99 162V161H98ZM110 162H112V160L110 159ZM109 162V163H110ZM119 162H120V160H119ZM152 162V163H151ZM204 162V161H203ZM31 163V162H30ZM86 163V162H85ZM96 163V162H95ZM115 163V162H114ZM114 163H112V164H114ZM195 163V162H194ZM197 163V162H196ZM233 163H234V161H233ZM236 163V162H235ZM68 164V163H67ZM79 165V167H78V165ZM87 164V163H86ZM89 164H91V163H89ZM121 164V163H120ZM188 164H189V166L191 167H189L188 166ZM69 165V164H68ZM88 165V164H87ZM92 165H95V164H93L92 163ZM194 165H196V164H194ZM200 165V164H199ZM108 166V165H107ZM112 166V165H111ZM120 166V165H119ZM118 166V167H119ZM136 166V167H137ZM205 166V165H204ZM78 167V168H77ZM125 167V168H126ZM129 167V168H130ZM133 167H135V166H133ZM132 167V168H133ZM90 168H92V169H90ZM187 168H189V169H192V171L193 172H190L189 171V169H187ZM40 169H42V168H40ZM114 169H115V171H114ZM120 169V168H119ZM128 169V168H127ZM135 169V168H134ZM231 169V168H230ZM25 170V169H24ZM101 170V169H100ZM184 170H186L187 172H184ZM198 170V169H197ZM29 171V170H28ZM40 171H42V170H40ZM80 171V172H81ZM120 171V172H119ZM128 171H129V169H128ZM196 171V170H195ZM204 171V170H203ZM226 171V170H225ZM36 172V171H35ZM105 172H102V174L104 173V175H105ZM109 172V171H108ZM182 174H181V173ZM188 172H190V173H188ZM197 172V171H196ZM78 174H80L79 172H77ZM81 173H83V172H81ZM128 173V172H127ZM146 173H148V174H146ZM177 173H178V177H177ZM200 173V172H199ZM33 174V173H32ZM84 174V173H83ZM82 174V175H83ZM134 176H133V175ZM138 174V173H137ZM140 174V173H139ZM189 174V175H188ZM221 174H223V176H225L224 175V173L222 172ZM227 174V173H226ZM76 175V174H75ZM176 175V176H175ZM179 175H181V176H179ZM191 175H190V177H191ZM194 175V174H193ZM192 175V176H193ZM38 176H39V174H38ZM41 176V175H40ZM74 176V175H73ZM78 176V175H77ZM106 176V175H105ZM228 175H226V177H227ZM103 177V178H102ZM110 177V178H109ZM189 177V178H190ZM102 178V179H101ZM112 178H113V180H112ZM178 178V179H177ZM41 179V178H40ZM180 179V180H179ZM186 179H188L187 177H186ZM192 179V177L190 178V179H188L189 181L187 182L188 184H189V182H190V180ZM75 180V179H74ZM86 180H88V179H86ZM100 180V181H99ZM118 180V181H117ZM176 180H178V181H176ZM184 180V179H183ZM120 181V182H119ZM123 183H122V182ZM180 181V182H179ZM112 182V184L114 183V185L112 186V187H109L110 185V183ZM122 183V185H115V183ZM140 182V183H139ZM92 183V182H91ZM116 183V184H117ZM262 185H260V184ZM30 184V183H29ZM83 184V183H82ZM98 184V185H97ZM127 184V185H128ZM187 184V185H188ZM194 184H196V183H194ZM126 185V186H127ZM182 184H180V187H181V190H180V187H178L176 190H174V191H176V193H177V191H179V192H181V193H179V196H181V199L183 200L184 198L182 197L184 194H182V188H184L183 186H181ZM186 185V184H185ZM79 186V185H78ZM82 185H80V187H81ZM188 186H190V184L188 185ZM192 186V185H191ZM204 186V185H203ZM83 187V186H82ZM113 187H115V188H113ZM134 187V188H133ZM170 187V189H168L169 191H168V193L170 194H165L164 192L165 191H167L166 189L167 188H169ZM192 187H194V186H192ZM99 187H98V189H100ZM114 190H113V189ZM120 188H122V190L120 189ZM127 188V187H126ZM137 188V189H136ZM93 189H95V187L93 188ZM97 189V188H96ZM95 189V190H96ZM102 189H104V188H102ZM102 189H100V190H102ZM112 190V192H111V190ZM129 189H131L130 187L127 189V191H129ZM143 191H141V190ZM233 189H234V194H233V196H231V193H232V191H233ZM99 190V191H100ZM136 190H140L139 192L138 191H136ZM203 190V189H202ZM7 191V190H6ZM6 191H4V192H6ZM125 193H126V190H123ZM150 191V192H149ZM152 191H154V193H155V196H154V193H152ZM186 191V190H185ZM193 191V190H192ZM124 192H122V193H124ZM130 192V191H129ZM147 192H148V194H147ZM187 192H188V189H187ZM16 193V192H15ZM105 193H106V191H105ZM104 193V194H105ZM109 193H107V195H109ZM118 193V194H119ZM132 193V192H131ZM133 193H134V191H133ZM133 193H132V195H133ZM136 193H137V195H136ZM142 193L144 194V196L142 195ZM151 193V194H150ZM185 193V192H184ZM191 193V192H190ZM18 194H20V193H18ZM31 194V193H30ZM97 194V193H96ZM147 194V195H146ZM175 194V193H174ZM192 194V193H191ZM2 195V194H1ZM32 195V194H31ZM112 195L110 196V198L113 200V198L114 197H112ZM129 195V194H128ZM164 195H166V196H164ZM193 195V194H192ZM33 196V195H32ZM131 196V194L128 196V197H130ZM135 196L134 197H130V200H131V198H135ZM142 196L143 198H140V197ZM148 196V197H147ZM177 196H178V193H177ZM177 197L178 198V200L179 201H181V199H179L180 197ZM187 196V195H186ZM194 196V195H193ZM199 196H201V195H199ZM230 196L231 197H233L234 199H235V201H237L238 203L239 202H241L242 203V208H239V211H236V212H231L229 215H228V213L225 215L224 214V212L226 211V206H224L225 204V202L227 203V200H229L230 199ZM2 197H4V196H2ZM25 197V196H24ZM27 197V196H26ZM89 197V196H88ZM124 198L125 197H127L126 195L125 196H123ZM122 197V199L124 200V198ZM128 197L126 198L127 199V201H129V199H128ZM145 197H147V199H145ZM13 198V197H12ZM16 198V197H15ZM35 198H36V196H35ZM119 198V199H120ZM138 198H135V202L138 204V206H140V203H139V201L137 200ZM152 198V199H153ZM176 198V197H175ZM190 198V197H189ZM202 198H203V196H202ZM18 199V198H17ZM118 199V198H117ZM118 199V200H119ZM121 199V200H122ZM132 199V200H133ZM174 199V198H173ZM186 199H187V197H186ZM194 199V198H193ZM193 199H192V201H193ZM1 200V199H0ZM6 200V199H5ZM31 200V199H30ZM121 200H119L120 202H121ZM122 200V201H123ZM190 200L191 199H189V202H190ZM8 201H9V199H8ZM11 201H13V200H11ZM17 201V200H16ZM117 201V200H116ZM126 201V200H125ZM124 201V202H125ZM134 201V200H133ZM138 201V202H137ZM152 200H150V202H151ZM153 201H154V199H153ZM175 201V200H174ZM177 202V204L179 205L176 209L178 210V208H180V206H181V204L183 203V201H181V203L180 202ZM190 202V205H191V203H194V202ZM230 201V200H229ZM234 201V200H233ZM234 201V202H235ZM248 201V202H247ZM1 202V201H0ZM7 202V201H6ZM114 202H115V200H114ZM118 202V201H117ZM197 202H199V200L197 201ZM201 202V201H200ZM236 202V203H237ZM10 203V202H9ZM14 203V202H13ZM119 203V202H118ZM128 203V202H127ZM146 203H144L145 205H146ZM3 204V203H2ZM32 204V203H31ZM131 204H132V201H131ZM133 204H134V202H133ZM151 204H152V202H151ZM157 204H155V205H157ZM0 205H1V203H0ZM6 205V204H5ZM142 205V207L144 208L145 207V209H146V212L148 211V212H150V213H152V217L153 218H151V217H149L150 216V214L148 215V217L149 218H151V219H149L148 217V220H152L151 222L153 223V224H159V228H161V229H158V230H155L154 228H152V227H154L152 224H151V222L149 223L152 227H150L151 229L150 230H147V232L150 234L151 233V235H149L148 233H143L142 234V236H146V237H142V236H140L142 239H144V241H142V244H141V242H139L141 245H143V244H145V246H144V248H143V246H142V248L144 249V251H149L150 252V254H151V252L154 254L155 253V256L154 255H150L151 257L153 256L154 258V260H152V258L150 257V259L152 260V261H154V263L155 264H184V263H182V262H184V261H182L183 259H182V257H183V255L185 254H187L188 253V251L189 250H191V249H193V247H194V245L192 244V242H191V240H190V238L189 237H191L192 236V232L191 233H189V234H191L190 236H188L187 234H184L182 237H181V235H180V237L182 238H177V232L176 231H178L177 229H179V228H174V230H173V232L171 231L173 228H169L171 225L173 226L174 225V223H175V221L173 220V221H169V220H172V219H170L172 216H170V215H168V216H170V218H169V220H167V222H166V220H163V221H161L160 220V223H159V219H160V217L162 218V217H164V213H165V211L163 212V214L161 213V215H159L160 217L158 218L157 216L158 215H156V214H153V212L156 210V211H160L161 209V207L159 208H157V209H155L154 211H152V208L153 207H155L154 206V204L153 205H150V207L148 206L149 205V203H148V205ZM169 205V204H168ZM174 205V206H175ZM197 205H198V203H197ZM10 205H8V207H9ZM13 206V205H12ZM164 206H167V205H164ZM174 206H170L171 207V209L173 208H175ZM7 207V208H8ZM142 207H141V211L143 210L142 209ZM149 207V208H148ZM157 207V206H156ZM170 207H168V208H170ZM190 207V206H189ZM148 208V209H147ZM150 208H151V211H149L150 210ZM164 208V207H163ZM163 208H162V210H163ZM195 207H193V209H194ZM13 209V207L11 208V210ZM24 209V208H23ZM165 209V208H164ZM173 209H172V211H173ZM175 209V210H176ZM190 209V208H189ZM193 209H191V210H193ZM9 210V209H8ZM18 210H19V208H18ZM167 210H170V209H167ZM174 210V215H176V213H177V210L175 211ZM241 210L242 211H244V213H247L248 211V213H249V216H247V214L245 215V216H243V217H240L239 218V216H238V212H239V214H240V212H241ZM14 211V210H13ZM145 211V210H144ZM178 211H180V209L178 210ZM183 211H185V210H183ZM182 211V214H184L185 212H183ZM187 211V210H186ZM190 213H192L190 210H188ZM195 211V210H194ZM11 212V211H10ZM10 212L9 211H7L5 208H3V206H0V238H1V236H2V234H3V232H4V230H5V224H7V222H9L8 221V219H7V215H9L10 214ZM22 212V211H21ZM143 212V211H142ZM167 212V211H166ZM170 212V211H169ZM155 213V212H154ZM159 213V212H158ZM173 213V212H172ZM187 213V212H186ZM189 213V214H190ZM11 214H13L12 212H11ZM10 214V215H11ZM17 214V213H16ZM168 214V213H167ZM170 214H171V212H170ZM195 214H197V213H195ZM195 214H193V215H195ZM23 215V214H22ZM118 215V214H117ZM153 215H156V222L154 223V219H155V217L153 216ZM163 215V216H162ZM178 215V214H177ZM182 216V215H181ZM184 216V215H183ZM12 217V216H11ZM14 217V216H13ZM22 217V216H21ZM20 217V218H21ZM20 218H18L19 220H21ZM119 218V217H118ZM172 218H174V217H172ZM190 218H194V217H192V215L190 216ZM17 219V218H16ZM23 219V218H22ZM79 219H80V217H79ZM157 219H158V222H157ZM186 219V218H185ZM13 220H14V218H13ZM76 220V219H75ZM74 220V221H75ZM81 220V219H80ZM80 220H76V222L74 223L73 222V224L71 225V226H67V225H60L58 228H56L57 226H55L54 228H55V231L53 232V234H52V236H49V237H51L52 239H51V243H52V247H53V251H52V256H51V258H60L62 255H64L63 254V247H65L66 245H65V243H67V241L71 238V237H78V236H80L79 234H80V231H79V229H80V223L78 224L77 223V221H80ZM94 220V219H93ZM181 220V219H180ZM179 220V221H180ZM191 220V219H190ZM196 220V219H195ZM225 220H226V217H225ZM11 221H12V219H11ZM95 221V220H94ZM94 221H90L87 225H85L86 226V228H84V232H87V230H90V229H92V228H94L93 226H96V225H94L95 223H94ZM183 222V221H182ZM191 222V221H190ZM195 222V221H194ZM225 222V221H224ZM173 223V224H172ZM226 223V222H225ZM65 224V223H64ZM69 225V224H68ZM163 225V226H162ZM13 226H14V224H13ZM165 226H168V227H165ZM171 226V227H172ZM180 226V225H179ZM188 226H191V225H188ZM149 227H147V228H149ZM157 227V228H158ZM162 227H163V229H162ZM193 227V226H192ZM191 228V227H190ZM7 229H8V227H7ZM52 229V228H51ZM153 229V230H152ZM187 229V228H186ZM192 229V228H191ZM195 229V228H194ZM156 231V232H153V231ZM151 231V232H150ZM180 231H181V229H180ZM189 232H190V229L188 230ZM188 231H187V233H188ZM196 231V230H195ZM221 231V230H220ZM220 231H219V233L216 231V234L215 235H217L218 236V234H219V236L218 237H214V236H207L209 239L211 238H213L214 237V239L216 238L217 240L218 239H220L219 241H222V247L223 248H229V246L231 245V247H233L232 246V244H231V240L233 239H231L230 238V235H229V233H227V234H223V233H225V232H223V231H221V238H220ZM90 232V231H89ZM89 232H87V233H89ZM5 233H6V231H5ZM86 233V234H87ZM153 233V234H152ZM42 234H43V232H42ZM86 234H84L83 233V235L85 236ZM148 234V235H147ZM179 234V233H178ZM193 234H194V232H193ZM198 234V233H197ZM196 234V235H197ZM88 235V234H87ZM86 235V236H87ZM227 235H229V236H227ZM6 236V234L4 235V237ZM82 236V235H81ZM149 236V237H148ZM195 236V235H194ZM198 236V235H197ZM202 237V235L200 234L198 237ZM205 236V235H204ZM204 236H203V239H201L202 241L204 240L205 241V239L206 240H208L207 238H204ZM257 236V235H256ZM3 237V239H5ZM83 237V236H82ZM140 237H139V241H140ZM234 237V236H233ZM242 237V238H243ZM145 238L148 240V241H146L145 240ZM87 239H88V236H87ZM195 239H199V238H197L196 236H195ZM211 239L209 240L210 242H207V244L209 243V245L208 246H210V244L212 243V241L214 240V239H212V241H211ZM71 240H72V238H71ZM200 240V239H199ZM198 240V241H199ZM217 240H214V241H217ZM197 241V242H198ZM213 241V242H214ZM144 242V243H143ZM146 242H148V243H146ZM201 242V241H200ZM199 242V243H200ZM235 242V241H234ZM50 243V244H51ZM71 243H74V241L73 242H71ZM198 243V244H199ZM204 243V242H203ZM216 244L218 243V242H215ZM214 243V244H215ZM221 242H219V244H220ZM255 243V242H254ZM1 244H3V241H1V243H0V247H1ZM48 244V243H47ZM49 244V245H50ZM205 244V243H204ZM213 244V245H214ZM65 245V246H64ZM71 245H73V244H71ZM75 245V244H74ZM147 245V246H146ZM148 245H150V246H152V247H150V246H148ZM221 246V245H220ZM75 247V246H74ZM73 247V248H74ZM145 247H149V248H147V249H145ZM198 247V246H197ZM219 247V246H218ZM153 248V249H152ZM152 249V250H151ZM195 249V248H194ZM200 249V248H199ZM221 249V248H220ZM232 249V248H231ZM254 250L256 249L255 248V246H254V248H253ZM198 250V249H197ZM203 250V252H204V249H201V251ZM209 250V249H208ZM216 250V249H215ZM228 250V249H227ZM206 251H207V249H206ZM210 251V250H209ZM218 251V250H217ZM220 251V250H219ZM219 251H218V253H219ZM230 251V250H229ZM257 251V250H256ZM256 251H253L254 252V254L253 255H255V253H257L256 254V259H258V261L259 260H263L264 261V255L263 256H260L259 255V253L258 252H256ZM50 252V251H49ZM48 252V253H49ZM148 252V253H149ZM191 252V251H190ZM202 252V253H203ZM146 254H147V252H145ZM144 253V254H145ZM221 253V252H220ZM225 253V252H224ZM233 253V252H232ZM264 253V252H263ZM143 254V255H144ZM191 254V253H190ZM198 254V253H197ZM204 254V253H203ZM217 254V253H216ZM221 254H223V253H221ZM229 254H231V253H229ZM229 254H227V255H229ZM220 255V254H219ZM146 256V255H145ZM148 256V255H147ZM146 256V257H147ZM188 256V255H187ZM195 256V255H194ZM222 257L223 256H225V255H221ZM231 256H232V258H233V255L231 254ZM236 256V255H235ZM48 257H50V254L48 255ZM144 257V256H143ZM192 257H193V255H192ZM212 257H213V255H212ZM148 258V257H147ZM189 258H190V255H189ZM225 258V257H224ZM227 258V257H226ZM216 259V258H215ZM219 259V258H218ZM229 259V258H228ZM227 259V260H228ZM234 259V258H233ZM237 259V258H236ZM148 260V259H147ZM151 260H149V262L151 261ZM189 260V259H188ZM226 260V259H225ZM224 260V261H225ZM230 260V259H229ZM191 261V260H190ZM189 261V262H190ZM145 262V261H144ZM187 262V261H186ZM233 262V261H232ZM153 263V264H154ZM150 264V263H149ZM151 264H152V262H151ZM220 264H222V263H220Z\"/></svg>", "mask_w": 264, "mask_h": 264}]
</instances>
